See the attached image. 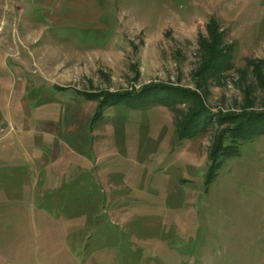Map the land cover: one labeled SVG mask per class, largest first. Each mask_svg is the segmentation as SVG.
<instances>
[{"label":"rangeland","instance_id":"374dc122","mask_svg":"<svg viewBox=\"0 0 264 264\" xmlns=\"http://www.w3.org/2000/svg\"><path fill=\"white\" fill-rule=\"evenodd\" d=\"M257 62L264 0H0V264H264Z\"/></svg>","mask_w":264,"mask_h":264},{"label":"trees","instance_id":"16d2710c","mask_svg":"<svg viewBox=\"0 0 264 264\" xmlns=\"http://www.w3.org/2000/svg\"><path fill=\"white\" fill-rule=\"evenodd\" d=\"M218 51H214V53H215V55H217L218 53H217ZM262 65H264V63L263 62H257V64H256V68L258 69V72H260V68L259 67H261ZM208 68L210 67V66H207ZM255 68V69H256ZM256 69V70H257ZM257 79L262 83V80H264V78H263V76H262V73L260 72V73H258V75H257ZM105 101H107V99L105 100ZM116 102H119V100L118 101H116ZM196 122V121H195ZM192 119L189 121V124H190V126H189V128H191V125H192ZM186 135H183V136H181V138H183V137H185Z\"/></svg>","mask_w":264,"mask_h":264}]
</instances>
